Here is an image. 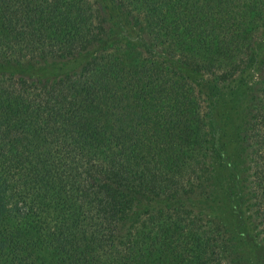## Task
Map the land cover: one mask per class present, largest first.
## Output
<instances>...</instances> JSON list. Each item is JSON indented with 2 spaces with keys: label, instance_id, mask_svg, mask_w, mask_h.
I'll use <instances>...</instances> for the list:
<instances>
[{
  "label": "trees",
  "instance_id": "1",
  "mask_svg": "<svg viewBox=\"0 0 264 264\" xmlns=\"http://www.w3.org/2000/svg\"><path fill=\"white\" fill-rule=\"evenodd\" d=\"M0 264H264V0H0Z\"/></svg>",
  "mask_w": 264,
  "mask_h": 264
},
{
  "label": "rangeland",
  "instance_id": "2",
  "mask_svg": "<svg viewBox=\"0 0 264 264\" xmlns=\"http://www.w3.org/2000/svg\"><path fill=\"white\" fill-rule=\"evenodd\" d=\"M121 36H123L121 33H117L115 35V37H121ZM215 112H217L216 122L218 124L219 134H220L219 149L221 151V155L224 158L221 159L217 155H214L213 157L214 166L216 167V170H218L219 174L221 173L222 176L225 175L227 177L228 169H232L231 167H234L236 169V166H237V159H236V154H235L236 145H235L234 135L236 134L238 127H239L240 117L236 110L230 111L227 115L226 109L223 107L222 102L216 107ZM225 215L227 214L225 213ZM228 217H229L228 218L229 223L230 225H232L233 216L231 217V214H230V216ZM244 228H245L244 225L240 226V230L243 232V234H244Z\"/></svg>",
  "mask_w": 264,
  "mask_h": 264
}]
</instances>
